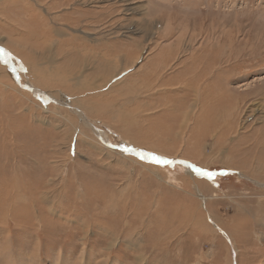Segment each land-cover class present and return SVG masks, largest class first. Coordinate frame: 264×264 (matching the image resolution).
Masks as SVG:
<instances>
[{"label":"rangeland","instance_id":"1","mask_svg":"<svg viewBox=\"0 0 264 264\" xmlns=\"http://www.w3.org/2000/svg\"><path fill=\"white\" fill-rule=\"evenodd\" d=\"M0 264H264V0H0Z\"/></svg>","mask_w":264,"mask_h":264},{"label":"snow or ice","instance_id":"2","mask_svg":"<svg viewBox=\"0 0 264 264\" xmlns=\"http://www.w3.org/2000/svg\"><path fill=\"white\" fill-rule=\"evenodd\" d=\"M152 156V160L157 163V164H168V163H174L173 161H170L168 160L167 158L165 157H160L158 155H155V154H150ZM198 172H201L202 170L200 169H197ZM203 174L211 177L213 174L210 173V172H204Z\"/></svg>","mask_w":264,"mask_h":264},{"label":"water","instance_id":"3","mask_svg":"<svg viewBox=\"0 0 264 264\" xmlns=\"http://www.w3.org/2000/svg\"><path fill=\"white\" fill-rule=\"evenodd\" d=\"M186 171V170H185Z\"/></svg>","mask_w":264,"mask_h":264}]
</instances>
